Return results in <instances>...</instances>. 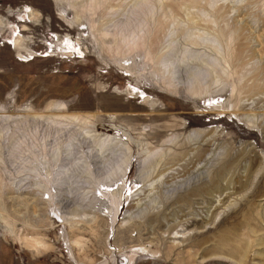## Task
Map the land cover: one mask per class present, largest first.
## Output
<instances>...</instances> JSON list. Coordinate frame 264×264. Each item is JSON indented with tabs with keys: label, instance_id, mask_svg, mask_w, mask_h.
<instances>
[{
	"label": "rangeland",
	"instance_id": "374dc122",
	"mask_svg": "<svg viewBox=\"0 0 264 264\" xmlns=\"http://www.w3.org/2000/svg\"><path fill=\"white\" fill-rule=\"evenodd\" d=\"M68 1L0 0V236L18 264H231L205 254L264 211V0Z\"/></svg>",
	"mask_w": 264,
	"mask_h": 264
},
{
	"label": "bare ground",
	"instance_id": "6f19581e",
	"mask_svg": "<svg viewBox=\"0 0 264 264\" xmlns=\"http://www.w3.org/2000/svg\"><path fill=\"white\" fill-rule=\"evenodd\" d=\"M67 3H69L68 0H67ZM69 5L70 6H74V3L71 2ZM8 26H9V23H2V24H0V29H5V28L7 29ZM193 40H195V42H194L195 45L196 44L198 45V43H200V42L201 43L202 42H207V39L204 38L203 36H200V37H197V38L195 37V38H193ZM210 43H212V42H210ZM62 45L64 47L69 48V49L72 48L71 46H69V42L64 43ZM188 54H189L188 52H185L184 56H188ZM189 56H190V54H189ZM194 59L195 60L191 61L190 63H198V64L201 65V67L202 66L206 67L208 72H211L213 74H218L219 69H218V65L216 64L215 61H213L212 64H207L206 63L207 60L205 61V60L202 59L201 61H199V59H197V58H194ZM206 59H208V58H206ZM183 62H185V63L189 62V59L184 58L182 63ZM213 78H215V80L219 81V79H217L218 78L217 75L215 77H213ZM197 79H193V81H192V84H193L192 92H193V94H195L197 96L200 95V94L203 95L207 88L201 87L200 86L201 83H199V81H198L199 79L198 80ZM217 83H219V82H217ZM217 83H214L213 86L218 87ZM200 96H198L196 98H199V99L202 100L203 98L202 97L200 98ZM218 104H220V103H218ZM38 116H40V115H38ZM81 116L82 115H80V116L72 115V116L65 117L64 119H66L67 121L72 122V123L81 124V118H82ZM35 118H36V116H35ZM81 130H82V128H81ZM199 140H201V139H199ZM104 147H105V145H104ZM223 175H224V171H223V173L222 172L221 173L217 172L216 173V179L222 177ZM213 183H214V186L212 185V187L210 189H208V191H210V190H212V188H214V190L218 192L219 189H220L219 188V184L217 183V181H214ZM230 189H231V186L229 187V190ZM224 191H225V189H224ZM212 192H213V190H212ZM212 192H211V194H212ZM226 192H228V189H226ZM221 195H222V193H221ZM228 195H229V193H228ZM208 201L212 202V199L208 200ZM223 202L224 201H222V203ZM206 204H208V202H206ZM208 205H211V204H208ZM213 205H215V204H213ZM216 207L217 206L215 205V208ZM210 208H211V206H210ZM263 212L264 211H262V210L256 211V210H253V208H252L250 210V212L246 213L243 216L244 220L239 221V222H234L233 221L234 223L231 224V227L229 226L230 227L229 230L228 231H224V233L222 235H219L217 237V241H216L217 245L215 246V248H214V250L212 252H208V253L205 254L206 258L210 257L212 259L226 260V261L230 262L231 264H264V233L262 235H259L261 232H264V213ZM209 213H210V211H209ZM209 215L210 214H208V216ZM223 222H224V220H223ZM242 228L243 229H247V233L246 234L245 233H241ZM244 237H245V239H243ZM207 240L208 239H205V243H207ZM230 251H231V253H230ZM211 253H212V255H211Z\"/></svg>",
	"mask_w": 264,
	"mask_h": 264
},
{
	"label": "crops",
	"instance_id": "0c3cea01",
	"mask_svg": "<svg viewBox=\"0 0 264 264\" xmlns=\"http://www.w3.org/2000/svg\"><path fill=\"white\" fill-rule=\"evenodd\" d=\"M16 250L10 242L0 236V264H18Z\"/></svg>",
	"mask_w": 264,
	"mask_h": 264
},
{
	"label": "built area",
	"instance_id": "2783aa9c",
	"mask_svg": "<svg viewBox=\"0 0 264 264\" xmlns=\"http://www.w3.org/2000/svg\"><path fill=\"white\" fill-rule=\"evenodd\" d=\"M13 36L10 38V40H8L7 44L9 42H12ZM78 51L79 49L75 48V49H72V51L68 52L67 49L66 50L63 49V45L60 48H58L54 46V44L51 43V45H48L46 51L42 55H44L43 57L57 56V57H61V59H65L68 56H71V57H74L75 59H78L81 57V53L78 54Z\"/></svg>",
	"mask_w": 264,
	"mask_h": 264
}]
</instances>
